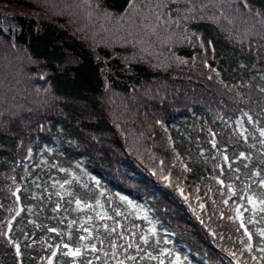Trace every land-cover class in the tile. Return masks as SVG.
<instances>
[{
	"label": "trees",
	"instance_id": "obj_1",
	"mask_svg": "<svg viewBox=\"0 0 264 264\" xmlns=\"http://www.w3.org/2000/svg\"><path fill=\"white\" fill-rule=\"evenodd\" d=\"M46 2L0 26V264H264V0Z\"/></svg>",
	"mask_w": 264,
	"mask_h": 264
},
{
	"label": "rangeland",
	"instance_id": "obj_2",
	"mask_svg": "<svg viewBox=\"0 0 264 264\" xmlns=\"http://www.w3.org/2000/svg\"><path fill=\"white\" fill-rule=\"evenodd\" d=\"M52 2H57L58 0H51ZM73 0H71V9H73ZM41 4L47 5L48 2L46 0H0V26L4 24V21L8 20L9 16H17L24 18L28 21H33V26L38 27V24L41 22H48L53 23L57 27H61L60 24H58L57 20L50 16L46 10L44 11L43 8H46L45 6L42 7V9L39 7ZM73 15L76 14L75 10H70ZM8 16V17H7ZM60 17V16H59ZM63 25V24H62ZM64 27V26H62ZM104 74L102 75L103 80ZM5 84H11L10 82H5ZM104 84V80H103Z\"/></svg>",
	"mask_w": 264,
	"mask_h": 264
},
{
	"label": "snow or ice",
	"instance_id": "obj_3",
	"mask_svg": "<svg viewBox=\"0 0 264 264\" xmlns=\"http://www.w3.org/2000/svg\"><path fill=\"white\" fill-rule=\"evenodd\" d=\"M249 119H251V118H249ZM261 134L264 135V132H262ZM225 159H227V158H225ZM121 199H123V197H121ZM77 203L79 204V201H77ZM81 239H84V237H81ZM76 251H77V253L79 252L78 249Z\"/></svg>",
	"mask_w": 264,
	"mask_h": 264
}]
</instances>
